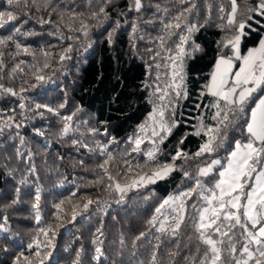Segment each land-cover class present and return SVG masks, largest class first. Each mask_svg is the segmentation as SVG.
<instances>
[{
  "label": "snow or ice",
  "instance_id": "snow-or-ice-1",
  "mask_svg": "<svg viewBox=\"0 0 264 264\" xmlns=\"http://www.w3.org/2000/svg\"><path fill=\"white\" fill-rule=\"evenodd\" d=\"M94 2L98 4L95 10L92 8ZM113 3L114 0H85V6L89 9L85 17L84 12L76 10L80 6L75 0H72L71 6L65 4L64 0H6L9 7L0 10V30L9 25L12 27L8 35L0 36V81L8 69L4 57L5 49L9 46L15 49L14 54L10 53L13 59L24 54L36 60L37 51L20 42V37L39 35L32 29H24L33 11L46 12L48 18L38 17L36 22L52 25L55 31L49 34L67 43L58 53H53L51 46L47 49L40 47L42 64L40 61L27 64L23 59L16 62L8 71V77L16 79L19 75L21 86L17 90L5 87L0 82V96L18 97L27 101L26 94L31 89L51 80L44 72L45 69H52L50 61L56 59L63 66L66 60H70L73 44L78 45L81 36L89 35L90 25L87 21L96 20L100 23L110 19L107 9ZM228 3L227 11L223 4L218 7L217 18L221 22L215 24V27L225 35L217 42L215 62L208 82L199 94L201 103L196 107L201 109V115L197 117L198 124L193 126L195 131L185 133L180 138L170 163H160V145L180 124L175 118L176 106L188 96L185 61L194 59L196 53L203 51L194 35L209 25L212 15L210 0H204L203 3V22L199 21L198 0H167L170 6L145 4L144 0H130L128 4L127 12L137 14L129 23L133 47L137 39H145L141 24L152 25L158 32L156 36L149 37L156 47L146 49L151 53L152 61L148 65V75H154V79L151 84H143L144 88L153 89V110L145 122L138 126L139 134L128 138L131 151L125 153L127 156L142 153L147 158L145 165L137 164L134 169L131 162L122 157L123 170H118L114 176L110 172V165L116 158L108 150L110 144L117 143L114 137L109 138L106 144L96 141V148L90 147L83 140H72L77 150L84 148L90 153L98 151L106 157L97 165L104 175L93 183H104L107 177L109 182L105 186L110 193L118 195L117 203L123 201L129 191L156 184L174 172L180 174L178 190L159 202L154 214L146 221V230L135 237V241L147 240L149 236L154 239L155 243L148 241L152 245L150 264H264V36L256 46L247 48L246 53L241 51L242 41L253 30V23L257 25V30L264 28V0H240V3L228 0ZM173 11L175 14L170 15ZM145 12H151V15L145 16ZM118 15L126 17L125 12H119ZM125 22L128 23L127 20ZM114 24L115 27L108 35L109 43H112L116 30L121 27L119 20L114 21ZM157 24L160 25L159 29H155ZM25 66L32 70L30 77L25 72ZM206 96L209 98L207 101L204 99ZM66 103L65 99L59 108H64ZM18 107L24 119L28 118L25 111L43 117L42 109L60 115L57 109L34 101L31 108L26 103H19ZM81 110L77 107L72 115L61 117V137L73 131L70 121ZM204 110L210 113L208 123H205ZM16 112L15 108L0 110V135L6 129H19L22 126L17 123ZM88 131L96 134L98 130ZM35 133L38 136L44 135L41 129H35ZM104 135H108L107 131ZM188 135L203 137V143L191 156L180 147ZM145 140L151 145L146 151L141 148ZM24 142L21 136L19 143L23 145ZM23 155L17 149V156ZM178 160L183 163L178 165ZM189 160L196 161L195 167L186 170ZM79 163L83 166L84 162ZM35 171V166L29 164V174H35ZM25 183L26 179L19 181L20 185ZM19 193L20 188L17 187L16 198L8 207L19 202ZM40 202L41 189L37 187L32 204L37 225L41 223ZM94 203L99 202L86 199L82 206L74 205L71 213L65 214L70 215L69 222L77 220L80 214L77 209L87 211ZM63 204L64 201H60L53 205L57 210L55 219L60 226L63 224L60 215ZM8 221L6 214H0V240L12 241L24 248V251L14 255L12 264H55L56 226L49 224L46 228L39 227L30 240L24 242L12 233ZM97 232L103 235L101 229H97ZM165 241L172 243L173 247L164 248L161 256ZM93 243L97 246L92 259L100 261L104 255L103 242L97 237ZM0 247L5 252L9 251L6 243ZM26 251L31 255H25ZM81 252L76 253L73 264H81ZM182 252L187 254L181 255Z\"/></svg>",
  "mask_w": 264,
  "mask_h": 264
},
{
  "label": "trees",
  "instance_id": "trees-1",
  "mask_svg": "<svg viewBox=\"0 0 264 264\" xmlns=\"http://www.w3.org/2000/svg\"><path fill=\"white\" fill-rule=\"evenodd\" d=\"M78 12H84L87 17L89 9L85 6V0H75ZM130 0H114L112 6L107 10L110 19L98 23L96 20H88L90 25L88 37L81 36L79 44H73L71 59L66 60L63 66L56 59H52V69H45V75L51 80L40 87L31 89L26 95L27 101L18 97L7 95L0 96V110L7 111L15 108L17 123H21L19 129H6L0 135V214L9 217V226L19 241L28 242L39 227H47L49 224L56 226L57 235L55 237L56 248L54 250L55 264H73L76 253L81 251V264H150L152 245L148 241L155 243L152 236L147 240L135 241V237L140 232L146 230V221L154 214L155 207L169 194L176 192L177 186L181 184V176L174 172L165 179L159 180L156 184H150L145 188L129 191L125 199L119 203L118 195L110 193L106 184L93 183L99 176H103L102 171L97 167L106 158L99 152H88L84 148H79L72 144V140H83L90 147L96 148V141L101 144L108 143L109 138L114 137L117 143L109 145V152L116 158L110 165V172L116 175L118 170H123V159H127L135 166H144L146 156L142 153H133L131 156L125 155L131 151L129 137L138 135V126L145 122L148 114L153 110L151 101L152 88H144L145 82L151 84L153 76L148 75V65L151 53L148 48H155L156 45L150 42L149 37L158 34L152 25H140L144 40L137 39L135 47L131 39V29L129 23L137 16L134 12H127ZM212 4V15L209 25L201 28L195 33L196 43L203 48L202 52L196 53L194 59H186L185 71L187 73L188 96L181 99L176 106V119L180 121L177 128L164 141L161 153L158 156L160 163H170L171 155L174 154L178 141L185 133L195 131L193 126L198 124L197 117L201 115V109L196 105L201 103L199 94L203 85L207 83L209 73L217 56L218 41L225 35L215 24L218 20V7L223 4L225 10L229 8L228 0H210ZM240 3V0H237ZM65 4L72 5V0H64ZM145 4L160 3L162 6H170L167 0H144ZM204 0H198L199 21L203 22L205 11ZM6 0H0V10H7ZM63 7V4L61 5ZM98 4L94 2L93 10ZM125 12L126 17L118 15ZM175 11L170 13L174 15ZM145 16H150L151 12H145ZM29 23L24 29H32L39 35L24 38L20 37V42L30 45L37 51L36 60L32 57L21 54L13 59L15 49L9 46L5 49V63L8 65L2 82L5 87H13L18 90L21 86L19 75L16 79L8 77L11 67L23 59L27 64L40 61L43 58L39 55L40 47L51 46L53 53H58L66 46V41L56 35H50L55 31L52 25L39 24L38 17L48 18L46 12L41 11L31 13ZM259 19V17H257ZM23 19V17H22ZM55 20V16L52 17ZM119 20L121 27L116 30L112 43H109L108 35L115 27L114 21ZM128 21L126 23L125 21ZM78 26V25H77ZM8 28L0 30V36H6L11 31ZM160 25H155L159 29ZM247 31V29H246ZM65 34L66 30H65ZM264 35V28L257 30V25L253 23V30L248 32L241 44L242 52L247 48L257 45L259 39ZM225 51H227L225 49ZM11 53V54H10ZM31 69L25 66V72L31 74ZM155 73V68H153ZM28 87V85H24ZM202 88V89H201ZM67 100L64 108L59 105ZM205 101L209 98L206 96ZM48 105L57 109L60 115H55L42 109L43 117L33 116L31 112L25 111L24 119L20 116L19 103H26L28 108L32 107V102ZM77 107L82 109L73 116L70 121L73 131L68 136L59 135L63 121L61 117L72 115ZM193 109L191 112H188ZM186 113H191L190 123H187ZM205 123H208V110H204ZM189 119V118H188ZM87 123H84V122ZM35 129L44 131L43 136H38ZM89 129H97L96 134L90 133ZM107 131L108 135H104ZM19 133V136L17 135ZM84 134L83 136L81 134ZM24 138V144L19 143L20 137ZM203 143V137L188 135L184 141L183 148L191 156ZM151 145L145 140L141 145L143 150H147ZM17 149L23 156H17ZM30 157V158H29ZM62 158V159H61ZM83 161V166L80 165ZM179 165L183 163L178 160ZM196 161L189 160L186 170L195 167ZM29 164L35 166V174H29ZM26 179V183L19 184V181ZM20 188L19 202L8 207L16 198V188ZM41 189V223L37 225L34 220L32 204L34 203L35 189ZM73 193L75 195L73 196ZM69 199L71 203H69ZM92 199L99 203H94L87 211L77 209L80 213L75 222L70 221V214L73 206ZM64 201L60 211L62 226L58 225L55 219L57 210L53 205ZM97 229H101V236ZM99 237L102 243L104 255L100 261L93 260L94 249L97 246L93 243ZM7 244L9 251L5 252L0 247V264H12L14 255L24 248L12 241L0 240V245ZM173 244L165 241L161 249V256L164 248H172ZM187 254L182 252L181 255ZM25 255H31L25 252ZM160 257H158L159 259Z\"/></svg>",
  "mask_w": 264,
  "mask_h": 264
},
{
  "label": "rangeland",
  "instance_id": "rangeland-1",
  "mask_svg": "<svg viewBox=\"0 0 264 264\" xmlns=\"http://www.w3.org/2000/svg\"><path fill=\"white\" fill-rule=\"evenodd\" d=\"M264 36V35H263ZM254 46H256V45H254ZM254 46H252V47H254ZM242 51V50H241ZM247 51V50H246ZM246 51L245 52H242V53H246ZM208 82V81H207ZM204 86V85H203ZM202 86V87H203ZM202 89V88H201ZM188 110H190V111H188V112H191L193 109H188ZM186 116H187V123H190V121H188V120H190V118L192 117V115H191V113H186L185 114ZM189 118V119H188Z\"/></svg>",
  "mask_w": 264,
  "mask_h": 264
}]
</instances>
